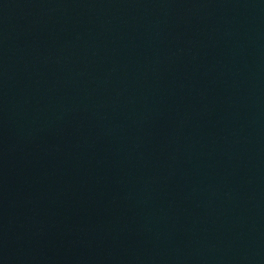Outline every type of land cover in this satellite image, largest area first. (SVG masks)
Masks as SVG:
<instances>
[{"label": "water", "instance_id": "obj_1", "mask_svg": "<svg viewBox=\"0 0 264 264\" xmlns=\"http://www.w3.org/2000/svg\"><path fill=\"white\" fill-rule=\"evenodd\" d=\"M0 264H264V0H0Z\"/></svg>", "mask_w": 264, "mask_h": 264}]
</instances>
